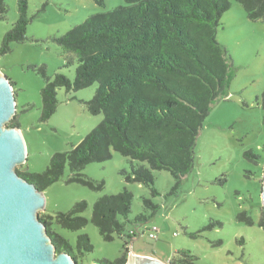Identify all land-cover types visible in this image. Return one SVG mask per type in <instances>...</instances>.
Returning a JSON list of instances; mask_svg holds the SVG:
<instances>
[{
  "label": "rangeland",
  "instance_id": "rangeland-1",
  "mask_svg": "<svg viewBox=\"0 0 264 264\" xmlns=\"http://www.w3.org/2000/svg\"><path fill=\"white\" fill-rule=\"evenodd\" d=\"M5 2L0 46L18 19V0ZM126 4V0H28L32 20L27 39L12 43L11 51L0 56V70L14 83L15 117L27 146V161L17 169L45 171L54 153L70 150L102 121L103 114H92L86 104L97 83L80 90L59 88L57 110L47 121H41L42 89L46 79H53L56 73L75 78L78 62L69 63V55L55 38L96 13ZM217 38L228 50L233 74L203 122L193 169L180 183L166 170L153 171V186L130 181L124 173L131 170L129 158L113 150L110 160L89 163L82 170L103 182L102 187L69 182L67 165L63 177L44 190L46 207L39 212L48 220L55 221L58 212H68L79 201L87 202L80 213L88 219L85 227L70 230L54 225L75 250L78 236L89 235L94 248L81 258L82 264L114 261L122 255L124 238L114 233L113 240L105 239L93 214L99 199L124 189L133 194L129 217H120L128 221L127 228L136 229L138 215L149 216L139 222L138 230L144 233L134 239L130 251L156 255L167 264L182 251L194 255L195 264H264V229L259 225L264 172V21L249 19L242 4L232 0L231 8L222 15ZM250 149L261 155L258 163L245 157ZM154 226L159 228L157 239L149 237L148 229Z\"/></svg>",
  "mask_w": 264,
  "mask_h": 264
},
{
  "label": "trees",
  "instance_id": "trees-1",
  "mask_svg": "<svg viewBox=\"0 0 264 264\" xmlns=\"http://www.w3.org/2000/svg\"><path fill=\"white\" fill-rule=\"evenodd\" d=\"M236 1L242 4L249 19L264 21V0ZM126 2L88 17L55 38L69 55V63L76 59L78 65L74 80L63 73L46 79L41 121L56 112L59 88L80 90L94 83L98 84L97 89L86 104L92 114H103V119L70 150L54 153L45 171L17 169L40 190L59 181L67 165L69 182L102 187L103 182L82 170L89 163L110 160L113 150L130 160L131 170L124 171L127 179L148 186L155 184L154 170L169 171L180 183L193 169L197 136L233 74L228 50L217 38L222 15L231 8L232 0ZM6 12L7 4L0 0V19ZM31 20L28 0H18V19L3 36L0 56L11 51L12 43L27 39ZM40 72L45 75L44 67H40ZM262 105L264 109V92ZM9 125L20 127L18 117ZM244 155L256 163L261 157L253 149ZM144 201L151 206L149 200ZM132 202L133 194L124 189L95 203L93 222L100 233L107 240H113L117 233L124 238V244L123 253L116 260L92 262L126 263L130 243L144 233L138 230L139 222L149 220V216L138 215L134 220L136 229L127 228L128 221L120 217H129ZM86 208L87 202L79 201L68 212H58L55 221L39 214L56 252L70 253L78 264L94 248L89 235L78 236L75 250L69 238L58 233L54 225L70 230L85 227L88 219L80 213ZM259 225L264 229L263 208ZM195 260L194 255L182 251L168 264H195Z\"/></svg>",
  "mask_w": 264,
  "mask_h": 264
},
{
  "label": "water",
  "instance_id": "water-1",
  "mask_svg": "<svg viewBox=\"0 0 264 264\" xmlns=\"http://www.w3.org/2000/svg\"><path fill=\"white\" fill-rule=\"evenodd\" d=\"M16 113L13 84L0 70V264H78L70 253L56 252L40 219L39 211L46 207L44 190L17 171V166L27 161L28 153L21 128L9 125ZM261 202L264 209V172ZM129 246L133 247V242ZM125 264L167 263L129 249Z\"/></svg>",
  "mask_w": 264,
  "mask_h": 264
},
{
  "label": "built area",
  "instance_id": "built-area-1",
  "mask_svg": "<svg viewBox=\"0 0 264 264\" xmlns=\"http://www.w3.org/2000/svg\"><path fill=\"white\" fill-rule=\"evenodd\" d=\"M149 237L153 239H157L159 237V228L154 226L151 229H148Z\"/></svg>",
  "mask_w": 264,
  "mask_h": 264
},
{
  "label": "crops",
  "instance_id": "crops-1",
  "mask_svg": "<svg viewBox=\"0 0 264 264\" xmlns=\"http://www.w3.org/2000/svg\"><path fill=\"white\" fill-rule=\"evenodd\" d=\"M137 254H139V253H137ZM141 254V253H140ZM142 255V254H141ZM146 255H150V256H153V255H151V254H146ZM155 257L156 258H159V257H157L156 255H155ZM159 259H161V258H159ZM161 260H163V259H161ZM163 261H165V260H163Z\"/></svg>",
  "mask_w": 264,
  "mask_h": 264
}]
</instances>
